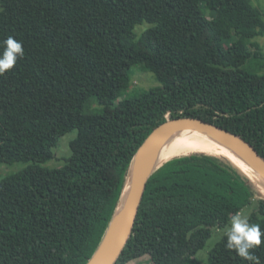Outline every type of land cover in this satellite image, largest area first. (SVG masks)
I'll return each mask as SVG.
<instances>
[{
	"label": "trees",
	"instance_id": "1",
	"mask_svg": "<svg viewBox=\"0 0 264 264\" xmlns=\"http://www.w3.org/2000/svg\"><path fill=\"white\" fill-rule=\"evenodd\" d=\"M262 17L250 0H0V41L12 35L25 49L0 76V164H33L0 180V264H88L139 148L169 120L207 122L264 159V49L254 41L264 31L251 29ZM143 24L153 27L137 36ZM138 67L157 86L124 95ZM74 130L65 165L40 168ZM254 201L250 223L264 229V195L227 157H170L148 178L115 264H189L212 228ZM225 242L206 264H249ZM254 251L264 264V245Z\"/></svg>",
	"mask_w": 264,
	"mask_h": 264
},
{
	"label": "water",
	"instance_id": "2",
	"mask_svg": "<svg viewBox=\"0 0 264 264\" xmlns=\"http://www.w3.org/2000/svg\"><path fill=\"white\" fill-rule=\"evenodd\" d=\"M184 130L200 131L217 139L239 157L244 159L264 178V159L258 155L249 143L239 136L195 118H176L169 120L154 129L139 148L131 167V172L122 195L121 203L117 209L109 231L102 245L88 264L116 263L131 234L148 178L157 168H155V157L160 145L171 134ZM230 161L239 167L232 160ZM239 168L243 170L241 167ZM119 213L121 216L120 225L111 235H109Z\"/></svg>",
	"mask_w": 264,
	"mask_h": 264
},
{
	"label": "rangeland",
	"instance_id": "3",
	"mask_svg": "<svg viewBox=\"0 0 264 264\" xmlns=\"http://www.w3.org/2000/svg\"><path fill=\"white\" fill-rule=\"evenodd\" d=\"M251 5L254 8H257L262 14V18L260 22L254 24L251 29L256 31H264V0H250ZM204 10L206 15L212 17L213 9L211 5H204ZM153 25L143 24L137 26L134 30V33L139 36L144 31L152 28ZM264 49V36L259 37L254 40ZM122 84L124 87V95L129 96L130 94H138L142 90H147L150 88H154L157 86V82L154 78V75L146 70V68H133L131 69V73L127 76L123 77ZM77 136L76 131H72L62 138L59 139L56 148L54 149L55 159L45 163L38 165L40 168L53 170L56 168H61L65 165L66 161L70 157V143L75 140ZM32 163H15L12 165L8 164H0V180L18 174L28 166H32ZM258 210L257 201H254L249 207L243 210V213L250 217L251 214L256 213ZM225 228V227H224ZM224 228H212V235L209 240H207L205 247L201 249L194 256L190 263L196 262L198 264H206L208 260V255L210 251L215 247L216 243L220 240L222 236H224ZM128 264H152L150 258L148 256L141 257L140 259L133 260Z\"/></svg>",
	"mask_w": 264,
	"mask_h": 264
},
{
	"label": "clouds",
	"instance_id": "4",
	"mask_svg": "<svg viewBox=\"0 0 264 264\" xmlns=\"http://www.w3.org/2000/svg\"><path fill=\"white\" fill-rule=\"evenodd\" d=\"M25 55L23 42L12 35L0 41V76L9 73ZM225 247L249 264H259L255 249L264 245V229L258 223H250L243 211L231 215L224 228Z\"/></svg>",
	"mask_w": 264,
	"mask_h": 264
},
{
	"label": "bare ground",
	"instance_id": "5",
	"mask_svg": "<svg viewBox=\"0 0 264 264\" xmlns=\"http://www.w3.org/2000/svg\"><path fill=\"white\" fill-rule=\"evenodd\" d=\"M199 151L212 152L213 154L224 156L232 160L255 181L260 192L264 195V178L258 172H256L244 159L231 151L223 143L200 131L184 130L171 134L160 145L156 153L155 168L163 161L175 155L186 152ZM120 220L121 216L119 213L114 221L109 235H111L119 227Z\"/></svg>",
	"mask_w": 264,
	"mask_h": 264
}]
</instances>
